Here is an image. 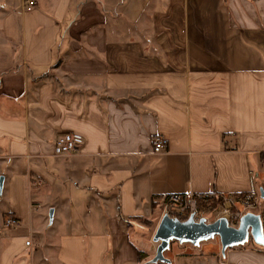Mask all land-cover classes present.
<instances>
[{
	"label": "crops",
	"instance_id": "crops-1",
	"mask_svg": "<svg viewBox=\"0 0 264 264\" xmlns=\"http://www.w3.org/2000/svg\"><path fill=\"white\" fill-rule=\"evenodd\" d=\"M27 1L0 0V264H148L163 198L259 190L264 0ZM248 242L164 256L264 264Z\"/></svg>",
	"mask_w": 264,
	"mask_h": 264
},
{
	"label": "water",
	"instance_id": "water-1",
	"mask_svg": "<svg viewBox=\"0 0 264 264\" xmlns=\"http://www.w3.org/2000/svg\"><path fill=\"white\" fill-rule=\"evenodd\" d=\"M2 183L3 179L1 178L0 188ZM261 198H264L263 194H261ZM50 219H52V212H50ZM216 238L220 244L222 255L227 249L243 246L250 238L256 245L264 248L261 217L248 212L240 218L237 227H232L223 217L207 223L205 219L195 222L193 216L185 221H180L164 214L153 232L152 242L156 245V249L150 264H171L164 254L169 250L172 242L198 247L201 243Z\"/></svg>",
	"mask_w": 264,
	"mask_h": 264
},
{
	"label": "built area",
	"instance_id": "built-area-1",
	"mask_svg": "<svg viewBox=\"0 0 264 264\" xmlns=\"http://www.w3.org/2000/svg\"><path fill=\"white\" fill-rule=\"evenodd\" d=\"M37 3L33 0L27 1L25 10H31ZM83 144V137L76 133H66L59 136L54 145V156L65 157L70 156L78 147ZM166 140L161 137H156L152 141L153 153L160 154L166 149ZM261 194L264 195V181L261 182L257 192L248 194H235L222 196L221 217L225 218L229 226L237 227L240 218L246 213L254 210L259 201L263 200ZM207 196H195L193 194L172 195L165 197L163 201V214H167L171 218L178 219L184 216L186 208L190 207L189 217L193 216V220L198 222L201 219H207L200 215L196 210L197 199H204ZM221 197V196H220ZM187 220V219H186ZM181 221V220H180ZM185 221V220H184ZM7 227L17 226V222L11 218L6 220ZM26 242V246H29Z\"/></svg>",
	"mask_w": 264,
	"mask_h": 264
},
{
	"label": "rangeland",
	"instance_id": "rangeland-1",
	"mask_svg": "<svg viewBox=\"0 0 264 264\" xmlns=\"http://www.w3.org/2000/svg\"><path fill=\"white\" fill-rule=\"evenodd\" d=\"M222 197L220 196H207L204 199H197L196 201V210L200 212V215L207 219V223L214 222L218 218H221V208H222ZM263 204V200L260 201L259 207ZM190 207L186 208L183 217H180L179 220L184 221L189 218ZM256 210L250 211V213H255ZM163 214V201L160 203V208L157 210V214L153 219L158 220L162 217ZM211 242H218V239H214ZM189 246V245H185ZM251 242L246 243V247H251ZM195 248L194 246H191ZM151 260V259H150Z\"/></svg>",
	"mask_w": 264,
	"mask_h": 264
},
{
	"label": "trees",
	"instance_id": "trees-1",
	"mask_svg": "<svg viewBox=\"0 0 264 264\" xmlns=\"http://www.w3.org/2000/svg\"><path fill=\"white\" fill-rule=\"evenodd\" d=\"M137 221L141 223L144 227L148 228L149 230H152L157 222V220L155 219H145V218H137ZM148 264H150V260L148 261ZM157 264H160V263H157Z\"/></svg>",
	"mask_w": 264,
	"mask_h": 264
}]
</instances>
